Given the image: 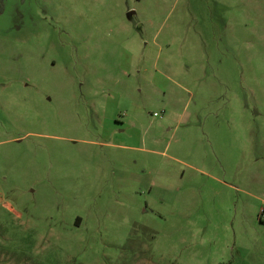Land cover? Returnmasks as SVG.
Returning a JSON list of instances; mask_svg holds the SVG:
<instances>
[{
	"label": "rangeland",
	"instance_id": "obj_1",
	"mask_svg": "<svg viewBox=\"0 0 264 264\" xmlns=\"http://www.w3.org/2000/svg\"><path fill=\"white\" fill-rule=\"evenodd\" d=\"M264 0H0V264H264Z\"/></svg>",
	"mask_w": 264,
	"mask_h": 264
},
{
	"label": "built area",
	"instance_id": "obj_2",
	"mask_svg": "<svg viewBox=\"0 0 264 264\" xmlns=\"http://www.w3.org/2000/svg\"><path fill=\"white\" fill-rule=\"evenodd\" d=\"M261 218H262V219H264V211H263V213H262V216H261Z\"/></svg>",
	"mask_w": 264,
	"mask_h": 264
},
{
	"label": "trees",
	"instance_id": "obj_3",
	"mask_svg": "<svg viewBox=\"0 0 264 264\" xmlns=\"http://www.w3.org/2000/svg\"><path fill=\"white\" fill-rule=\"evenodd\" d=\"M262 221H264V219L261 218Z\"/></svg>",
	"mask_w": 264,
	"mask_h": 264
}]
</instances>
